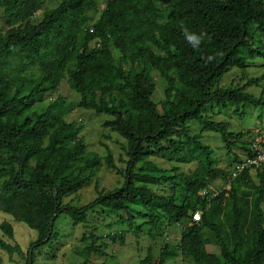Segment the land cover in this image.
<instances>
[{"label":"trees","instance_id":"16d2710c","mask_svg":"<svg viewBox=\"0 0 264 264\" xmlns=\"http://www.w3.org/2000/svg\"><path fill=\"white\" fill-rule=\"evenodd\" d=\"M40 6V0H0L9 25L0 31V211L37 235L25 253L2 238L0 247L33 264V249L56 235L59 215L85 223L99 209L125 213L124 227L138 218L151 229L161 222L183 226L177 249L165 244L155 257L149 247L139 264H172L167 261L178 255L194 264H264V165L229 179L201 132L192 134L188 127L193 122L217 132L231 167L252 155L250 132H232L203 111L229 104L264 108L263 97L246 90L264 79V73L252 77L247 70L255 59L264 62V0H106L97 17V0H62L32 22ZM234 67L246 82L219 86ZM151 70L166 83L161 111ZM65 77L79 99L72 103L57 95L40 113L31 111ZM76 108L110 116L103 125L126 140L128 157L123 184L100 190L80 207L63 198L84 186L102 160L87 149L81 126L65 118ZM150 157L196 167H173L167 174ZM104 161L116 167L109 153ZM219 178L230 188L200 195ZM159 184L167 185L165 191L150 187ZM196 211L198 221L192 219ZM0 229L13 238L10 222L2 221ZM88 236L84 260L75 264H87L92 253L105 254L100 237ZM107 238L123 236L112 232Z\"/></svg>","mask_w":264,"mask_h":264},{"label":"rangeland","instance_id":"374dc122","mask_svg":"<svg viewBox=\"0 0 264 264\" xmlns=\"http://www.w3.org/2000/svg\"><path fill=\"white\" fill-rule=\"evenodd\" d=\"M62 0H40V8L30 18L32 22L39 21L43 14L49 9L55 7ZM106 0H97L96 13L98 16L103 10ZM9 28L7 22L1 17L0 11V31L4 32ZM255 64L247 68L248 74L252 77L261 76L264 73V62L262 59H255ZM154 78L155 87L153 98L158 103V109L161 111L160 103L164 100L165 81L158 71L151 70ZM241 69L234 67L228 73L224 74L219 83L221 87L230 85H242L246 82L241 79ZM251 95L264 99V79L255 85L246 88ZM61 95L67 102L75 103L79 95L71 89L67 77H65L56 92L44 97L43 100L37 99L32 103L31 111L40 113L43 111L49 100ZM203 114L211 120L226 122L228 129L232 132H250L247 137L251 138L253 132L264 134V108H258L253 105L236 106L229 104L227 106H212L203 111ZM68 121H75L76 125L81 126L80 135L83 137L87 149L98 154L102 160L101 167L93 174L90 180L78 189L63 198L64 203H70L75 206H83L93 201L100 190L107 191L120 187L124 182L122 171L126 167V140L117 132L105 127L103 122L110 119L106 114H97L91 109L76 108L65 117ZM189 131L192 134L201 132L203 142L209 144L213 149V156L216 163L221 168L228 171L231 168V156L227 155L226 149L220 140L217 132L203 131L197 123H189ZM233 151L242 156L239 149ZM110 154L115 168H109L104 158ZM162 168L169 169L167 174H172L171 168L176 167L180 171L189 172L196 167L195 162L182 163L176 160L150 157ZM158 176L155 173H152ZM253 175V174H252ZM254 178V177H253ZM213 187L219 191L223 190L226 183L221 178L213 181ZM153 191L163 192L167 185H150ZM261 208L264 213V199L261 202ZM122 213L120 217L115 214L101 213L100 210L89 212L87 222L75 224L69 216L59 215L53 226L56 235L47 244L35 247L33 249V264H75L84 260V252L90 244L89 234L93 233L100 237L98 245L105 254L92 253L87 264H139L140 260L146 255L149 247L153 250L155 257L159 250L165 244L169 248L177 249L179 245L183 226L170 224L165 226L161 222L157 229H151L149 224L141 218H138L132 227H124L122 219L126 218ZM122 218V219H121ZM8 221L12 224L14 230L13 238H8L0 229V238L10 244H18L25 253L30 242L36 238V231L29 228L25 223L14 220L10 215L0 211V223ZM165 221V218L163 219ZM121 232L123 236L120 239L112 241L107 238V234ZM208 251L217 252L214 246H208ZM0 257L3 264H25V258L19 252L9 255L0 247ZM167 263L172 264H194L193 260L182 258L180 255L169 259Z\"/></svg>","mask_w":264,"mask_h":264},{"label":"built area","instance_id":"2783aa9c","mask_svg":"<svg viewBox=\"0 0 264 264\" xmlns=\"http://www.w3.org/2000/svg\"><path fill=\"white\" fill-rule=\"evenodd\" d=\"M250 146L252 155L246 156L242 161L233 164L228 172L227 177L229 179L237 177L240 172L246 168L250 169L251 172H254L257 168H260L264 165V134L256 131L251 139ZM229 188L230 185L227 183L224 189ZM206 194H210L213 197L218 194V190L212 185H209L207 188L200 191V195L205 196ZM200 215L201 212L196 211L192 215V219L198 221L200 219Z\"/></svg>","mask_w":264,"mask_h":264},{"label":"clouds","instance_id":"9594fccd","mask_svg":"<svg viewBox=\"0 0 264 264\" xmlns=\"http://www.w3.org/2000/svg\"><path fill=\"white\" fill-rule=\"evenodd\" d=\"M189 38H191V37H189Z\"/></svg>","mask_w":264,"mask_h":264}]
</instances>
